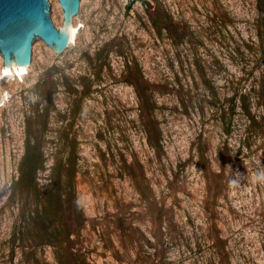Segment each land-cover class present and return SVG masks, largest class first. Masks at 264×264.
Returning <instances> with one entry per match:
<instances>
[{
  "label": "rangeland",
  "instance_id": "obj_1",
  "mask_svg": "<svg viewBox=\"0 0 264 264\" xmlns=\"http://www.w3.org/2000/svg\"><path fill=\"white\" fill-rule=\"evenodd\" d=\"M259 2L81 0L58 57L0 72V264H264ZM29 138L39 190L75 164L64 214L17 183Z\"/></svg>",
  "mask_w": 264,
  "mask_h": 264
},
{
  "label": "water",
  "instance_id": "obj_2",
  "mask_svg": "<svg viewBox=\"0 0 264 264\" xmlns=\"http://www.w3.org/2000/svg\"><path fill=\"white\" fill-rule=\"evenodd\" d=\"M128 0L125 17L129 14ZM145 1V0H144ZM131 3V6H132ZM81 0H0V54L3 72H27L36 39H44L57 53L74 42V17L80 12ZM84 25V24H83ZM1 77V76H0Z\"/></svg>",
  "mask_w": 264,
  "mask_h": 264
},
{
  "label": "trees",
  "instance_id": "obj_3",
  "mask_svg": "<svg viewBox=\"0 0 264 264\" xmlns=\"http://www.w3.org/2000/svg\"><path fill=\"white\" fill-rule=\"evenodd\" d=\"M259 1V7L264 9V0ZM131 3L129 4V8L131 7ZM259 34L264 37V28L261 27ZM254 90V96L255 99H257V106L255 110L253 109V106L249 104L244 107L247 109L246 114L251 124L259 123L260 120L258 116L260 113H258V110L263 108L264 111V86L261 88L255 87ZM44 163V152L40 149V143L38 145L36 143H32V138H29L26 145V152L20 161V177L17 183L19 185H23L27 189L34 188L40 192L41 190L38 188L36 179L38 171L44 167ZM53 169L52 181H54L46 188L45 191H41L45 193L42 199L45 203L42 204L46 211L48 208H52V211H57L58 214L61 211L60 214H64L66 211V203L69 201L68 193H70L67 188L68 176L72 177V187H74L73 179H75L76 167L74 163L71 165L69 161H61L57 162Z\"/></svg>",
  "mask_w": 264,
  "mask_h": 264
},
{
  "label": "bare ground",
  "instance_id": "obj_4",
  "mask_svg": "<svg viewBox=\"0 0 264 264\" xmlns=\"http://www.w3.org/2000/svg\"><path fill=\"white\" fill-rule=\"evenodd\" d=\"M73 27H77L76 25H73ZM79 32V27L77 28V30L75 31V36H74V41L76 40V37H77V33ZM72 43V42H71ZM3 61H2V59L0 58V72L2 73V74H10V73H4L3 72ZM27 69H28V67H26V71H27ZM11 72L12 73H16V74H19V75H21V74H23V73H25V72H19V73H17L15 70H13V67L11 66ZM2 102H0V104H1Z\"/></svg>",
  "mask_w": 264,
  "mask_h": 264
}]
</instances>
